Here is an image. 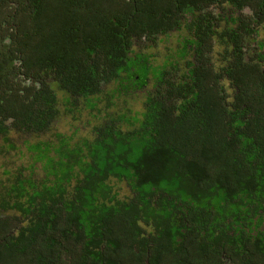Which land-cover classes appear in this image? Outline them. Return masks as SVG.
I'll list each match as a JSON object with an SVG mask.
<instances>
[{
	"label": "trees",
	"instance_id": "16d2710c",
	"mask_svg": "<svg viewBox=\"0 0 264 264\" xmlns=\"http://www.w3.org/2000/svg\"><path fill=\"white\" fill-rule=\"evenodd\" d=\"M0 264H264V0H0Z\"/></svg>",
	"mask_w": 264,
	"mask_h": 264
},
{
	"label": "rangeland",
	"instance_id": "374dc122",
	"mask_svg": "<svg viewBox=\"0 0 264 264\" xmlns=\"http://www.w3.org/2000/svg\"><path fill=\"white\" fill-rule=\"evenodd\" d=\"M176 37L175 36H172L171 38H165L164 39V43L163 44H160L161 43V40L160 43L158 44V51L160 52L159 54L160 55H163L164 54V50H162L161 48H163L164 46H168V45H171V46H174L175 45V42H176ZM55 131L57 132H64V131H67L68 129V125L66 123V121H63V122H58L55 124ZM24 161H22L23 163ZM121 189L123 190V192H125V188L122 186Z\"/></svg>",
	"mask_w": 264,
	"mask_h": 264
}]
</instances>
